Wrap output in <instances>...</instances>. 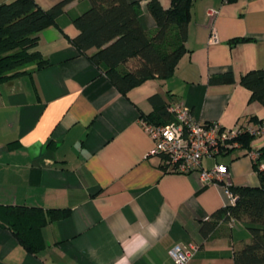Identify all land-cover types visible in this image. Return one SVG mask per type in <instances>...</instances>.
Here are the masks:
<instances>
[{"label": "crops", "instance_id": "obj_1", "mask_svg": "<svg viewBox=\"0 0 264 264\" xmlns=\"http://www.w3.org/2000/svg\"><path fill=\"white\" fill-rule=\"evenodd\" d=\"M34 1L48 10L60 0ZM127 1H140V24L154 30L148 0ZM158 1L170 7L171 0ZM88 7L87 0L68 4L56 25L40 33L47 67L29 66L0 84V205L70 210L45 227L47 247L36 255L0 225V264H174L169 251L178 244L197 246L189 264H233L234 251L250 240L243 223L231 219L207 238L200 234L201 224L230 204L223 186L162 169L159 158L148 156L153 140L141 115L156 109L149 98L158 95L201 123L257 126L250 118L263 120L264 106L249 102L240 79L264 69V0H194L187 52L174 74L126 96L70 42L78 34L72 19ZM236 38L248 40L231 44ZM227 73L234 83L209 82ZM262 147L264 133L251 152ZM216 163L228 167L231 185L259 186L249 153L204 158L202 168Z\"/></svg>", "mask_w": 264, "mask_h": 264}, {"label": "trees", "instance_id": "obj_2", "mask_svg": "<svg viewBox=\"0 0 264 264\" xmlns=\"http://www.w3.org/2000/svg\"><path fill=\"white\" fill-rule=\"evenodd\" d=\"M74 1L60 0L48 10L42 9L34 0H11L0 5V84L27 73L29 66L38 70L49 65L38 49L39 35L55 26L65 7ZM87 1L88 9L72 19L78 34L70 42L106 75L122 95L126 96L131 89L150 79L166 80L174 74L179 60L187 52L190 11L194 0H171L167 9L158 0H148L147 7L156 25L151 31L140 24V1ZM247 40L236 38L231 40V44ZM91 50L94 52L89 54ZM132 61L134 64L130 66ZM209 82L231 84L235 80L231 73H227L212 76ZM240 84L251 92L250 103L259 102L264 106V69L244 74ZM149 101L156 109L150 114H142L141 120L157 126L174 121V116L168 112V105L160 96L153 95ZM250 121L261 124L264 119L251 117ZM254 139L253 134L244 131L232 140L239 144V148L222 150L218 156L236 151L249 153ZM258 152L253 168L259 186H229L235 203L215 212L200 227L201 236L207 238L220 222L233 219L243 223L250 240L234 251L233 264H264V169L259 168L264 161V147ZM161 168L165 170L163 166ZM69 216V209L43 210L0 205V225L7 228L30 255H36L47 247L43 235L45 227Z\"/></svg>", "mask_w": 264, "mask_h": 264}, {"label": "built area", "instance_id": "obj_3", "mask_svg": "<svg viewBox=\"0 0 264 264\" xmlns=\"http://www.w3.org/2000/svg\"><path fill=\"white\" fill-rule=\"evenodd\" d=\"M217 10H209L208 15L214 17ZM211 42L216 41L212 35ZM168 112L174 116V121L157 126L141 120L143 129L153 140V148L148 156L159 158L161 165L167 172L181 174L198 173L203 185L220 184L229 197L230 204L235 203V197L229 191L228 167L216 163L208 169L202 168L204 158H216L222 150L239 148L237 142L232 141L244 131L255 137L264 133V122L255 127L226 129L218 122L201 123L194 119L190 110L181 104H172ZM253 162L259 157L258 151L249 152ZM264 169L263 164L259 165ZM197 251L193 244L175 245L169 251L174 264H189Z\"/></svg>", "mask_w": 264, "mask_h": 264}, {"label": "clouds", "instance_id": "obj_4", "mask_svg": "<svg viewBox=\"0 0 264 264\" xmlns=\"http://www.w3.org/2000/svg\"><path fill=\"white\" fill-rule=\"evenodd\" d=\"M151 234H152L153 236H155V235H156V230H155V229H152Z\"/></svg>", "mask_w": 264, "mask_h": 264}, {"label": "rangeland", "instance_id": "obj_5", "mask_svg": "<svg viewBox=\"0 0 264 264\" xmlns=\"http://www.w3.org/2000/svg\"><path fill=\"white\" fill-rule=\"evenodd\" d=\"M133 64H134V61L130 62V64H129V65H130V66H132Z\"/></svg>", "mask_w": 264, "mask_h": 264}]
</instances>
